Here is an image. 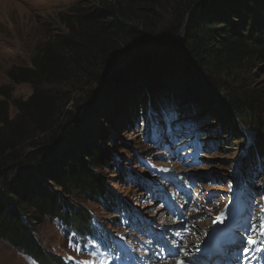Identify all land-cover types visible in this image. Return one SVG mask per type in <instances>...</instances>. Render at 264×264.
<instances>
[{"label": "trees", "instance_id": "obj_1", "mask_svg": "<svg viewBox=\"0 0 264 264\" xmlns=\"http://www.w3.org/2000/svg\"><path fill=\"white\" fill-rule=\"evenodd\" d=\"M165 1L142 0L140 19L107 3L84 14L78 6L70 8L68 16L61 15L70 31L68 37L60 39L56 47H40L31 69L13 68L7 74L12 83L49 85L64 80V74L73 69L84 71L93 85H101L110 65L116 63L114 55L124 50L122 46L157 49L166 45L159 53L131 61L127 72L115 73L102 86L103 96L96 102L91 96L76 102L56 92L34 94L28 102L16 104L23 114L12 119L6 99L10 96L0 90L5 99L0 100V240L38 264H65L36 238L37 226L45 220H58L86 238H95L101 246L111 240L97 229L94 214L87 208L66 210L59 191L127 216L122 205L105 202L112 190L104 183L101 170L110 160L106 145L111 142L110 131L98 127L94 140L85 136L89 120H97L100 107L120 94L121 86L133 79L131 74L145 83L150 105L154 103L151 98L157 101L164 93L158 76L171 79L181 93L198 91L210 102L223 103L228 118L239 126L257 128L258 149L250 164L262 159L264 165V91L252 88L248 81L253 69L264 63V0H171L175 3L173 21L157 31V7ZM177 38L180 40L175 42ZM146 70L151 77H146ZM167 96L163 103L153 104V110L148 109L150 116L166 114V106L175 100L173 95ZM71 104L73 111L68 109ZM101 116L103 123H110L105 114ZM195 142V150L201 151ZM195 155L187 154V158L193 160ZM234 179L233 184L242 187L245 183L256 193L249 183L250 173ZM260 184L264 186V182ZM250 191L244 193L252 196ZM128 217L134 218L131 213Z\"/></svg>", "mask_w": 264, "mask_h": 264}, {"label": "rangeland", "instance_id": "obj_2", "mask_svg": "<svg viewBox=\"0 0 264 264\" xmlns=\"http://www.w3.org/2000/svg\"><path fill=\"white\" fill-rule=\"evenodd\" d=\"M141 1L0 0V90L10 96L6 99L9 100L11 118L23 114L16 104L28 102L34 94L56 92L77 102L89 96L92 99L97 91L92 80H87L81 70H68L64 74L67 78L53 80L49 85L43 82L36 85L17 84L7 77L13 68L31 69L32 60L40 47L50 44L56 47L61 44L60 39L68 37L70 31L63 24L61 15L68 16V9L76 6L84 14L92 7L98 8L107 3L123 9L128 17L140 19L144 6ZM173 7L175 3L171 0L157 7L160 20L157 31L173 21ZM262 37L264 39V34ZM179 40L177 38L175 42ZM122 47L130 48L127 45ZM127 52L115 54L116 61ZM63 57L66 55L63 54ZM128 67L120 71L127 72ZM148 72L145 71L146 77H151ZM130 76L133 79L121 86L120 94L100 107L97 120H89L85 138L94 140V129L98 127L110 131L111 142L109 146L106 144L110 160L101 170L104 183L112 190L105 202L122 205L125 213H131L135 221L131 222V217L106 212L100 204L88 202L82 196H66L59 191V198L66 210L77 209L78 206L87 208L94 214L97 229L102 234L115 237L110 242L117 244L120 240L126 244L133 251V259H141L144 264H170L173 259H167L168 248L177 251L188 244L196 251L214 221L219 220L216 219L219 213L224 211V214L233 205L232 194L236 186L233 183L237 175L251 174L249 183L259 193L258 206L264 209V186L260 184L264 182L263 161L256 160L250 164L251 156L258 149L257 128L239 126L227 117L223 103L210 102L207 95L198 91L181 93L177 90L179 87L166 77L162 79L158 76V82L163 83L161 92L164 93L158 95L157 101L151 98L154 103L150 105L143 80L140 82L137 74ZM248 81L252 88L264 91V63L253 69ZM167 95H173L175 100L166 106V114L150 116L148 109L153 104L163 103ZM0 100L5 99L0 96ZM71 107L69 111L74 110L72 104ZM104 114L110 123L102 122L105 121L101 120ZM195 138L201 151L194 148ZM196 153L197 157L194 156L193 160L187 158V154ZM125 220L133 224L129 227ZM195 223L205 225L204 230H198ZM37 230L36 238L40 245L65 264L111 263L95 238H86L58 220H45L37 226ZM196 231L201 234L198 236ZM191 234L197 236V242L192 240ZM178 236L183 241H178ZM94 248L99 250V255L96 250L93 251ZM203 256L195 257L197 264H204ZM173 258L178 259L177 256ZM0 264L38 263L0 240Z\"/></svg>", "mask_w": 264, "mask_h": 264}, {"label": "water", "instance_id": "obj_3", "mask_svg": "<svg viewBox=\"0 0 264 264\" xmlns=\"http://www.w3.org/2000/svg\"><path fill=\"white\" fill-rule=\"evenodd\" d=\"M130 47V46H129ZM165 46L163 47H158L157 49L155 48H151V47H145L144 49H138L137 47H130V48H125L124 50L122 51H126L128 50V52L125 54V56L121 59V60H117L116 61V58L113 65H110V68L109 70L107 71V73L105 74L106 77L104 79V81L102 82V84L98 85V84H94V87L97 89V91L94 93V96H92V99L95 100V99H99L103 96V88L102 86L105 85L107 83L108 80H110L115 73L119 72L120 70H124L126 69V67L128 66V64L137 59V58H140L142 56H145L146 54H152V53H159L161 52V49L165 48ZM160 50V51H158ZM91 99V100H92Z\"/></svg>", "mask_w": 264, "mask_h": 264}, {"label": "bare ground", "instance_id": "obj_4", "mask_svg": "<svg viewBox=\"0 0 264 264\" xmlns=\"http://www.w3.org/2000/svg\"><path fill=\"white\" fill-rule=\"evenodd\" d=\"M231 212V210H230V208L224 213L226 216H227V213H230ZM224 214H222V215H224ZM220 221L222 220V219H219ZM218 220V221H219ZM195 225H197L198 227V230H200L201 232L204 230V227H205V225H203V224H196L195 223ZM243 225H245L244 223H243ZM196 233L198 234V236L201 234L200 232H197L196 231ZM191 237H192V240H194V241H196L197 240V236L194 234V235H192L191 234ZM201 237V236H200ZM178 239V241H183V238H181V237H177ZM197 242V241H196ZM194 243V242H193ZM194 244H196V243H194ZM194 247H192L191 248V246H188V244L187 245H185V247H183V248H181L180 250H177V251H173V249L172 250H170L171 248H168V253H167V259H173V260H171V261H169L170 262V264H189V262H187V257L190 255H192V252H195V250L193 251L192 249H193ZM184 251V253L182 254V252ZM172 253H175V254H173V255H170V254H172ZM185 255V256H184ZM175 256H177L178 257V259H175V258H173V257H175ZM175 259V260H174Z\"/></svg>", "mask_w": 264, "mask_h": 264}, {"label": "snow or ice", "instance_id": "obj_5", "mask_svg": "<svg viewBox=\"0 0 264 264\" xmlns=\"http://www.w3.org/2000/svg\"><path fill=\"white\" fill-rule=\"evenodd\" d=\"M247 243L248 244H254V243H256V241L253 240L251 237H249Z\"/></svg>", "mask_w": 264, "mask_h": 264}]
</instances>
